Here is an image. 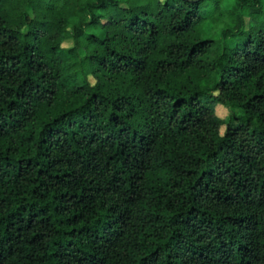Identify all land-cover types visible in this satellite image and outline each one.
Instances as JSON below:
<instances>
[{"label": "trees", "instance_id": "obj_1", "mask_svg": "<svg viewBox=\"0 0 264 264\" xmlns=\"http://www.w3.org/2000/svg\"><path fill=\"white\" fill-rule=\"evenodd\" d=\"M148 1L0 0V264H264L259 0Z\"/></svg>", "mask_w": 264, "mask_h": 264}, {"label": "rangeland", "instance_id": "obj_2", "mask_svg": "<svg viewBox=\"0 0 264 264\" xmlns=\"http://www.w3.org/2000/svg\"><path fill=\"white\" fill-rule=\"evenodd\" d=\"M128 1L130 4H134L136 7L150 3L148 0H128ZM160 1H163V0H160ZM233 3H234V0H222L221 6H222L223 10L225 11L227 9L229 10ZM245 16L247 18L243 19V28L254 29V28H257L259 25H262V23L264 21V0H259L256 7H255V10L253 12H245ZM223 17H224V14L223 15L218 14L215 17V21H216L215 23H216V26H218L217 27L218 29L222 28V26L223 27L228 26L229 24H231V22L234 21V16H230V17L227 16L228 19L226 17H225V19H223ZM73 22H74L73 19H70L67 22L66 30L70 29ZM202 26H203L202 28L205 32H209V28H210L211 24H209L207 21H204ZM226 43L228 45H232L233 40H231L230 38H228V39L226 38ZM70 44H71V42L69 40H64L61 43V47L63 50L64 49L66 50L67 47L70 46ZM62 55L65 56V53L62 52ZM213 111H214V115L217 118L222 119V120H226L232 113L238 112L237 109L229 110V109H227L224 106L219 105V104L214 105ZM222 130H223V128H220L219 133L222 134Z\"/></svg>", "mask_w": 264, "mask_h": 264}, {"label": "water", "instance_id": "obj_3", "mask_svg": "<svg viewBox=\"0 0 264 264\" xmlns=\"http://www.w3.org/2000/svg\"><path fill=\"white\" fill-rule=\"evenodd\" d=\"M194 1H196V0H194Z\"/></svg>", "mask_w": 264, "mask_h": 264}]
</instances>
